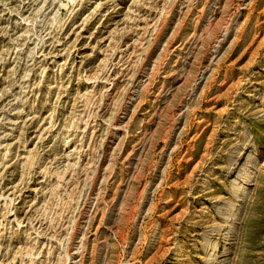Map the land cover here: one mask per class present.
<instances>
[{
	"label": "rangeland",
	"instance_id": "rangeland-1",
	"mask_svg": "<svg viewBox=\"0 0 264 264\" xmlns=\"http://www.w3.org/2000/svg\"><path fill=\"white\" fill-rule=\"evenodd\" d=\"M0 264H264V0H0Z\"/></svg>",
	"mask_w": 264,
	"mask_h": 264
}]
</instances>
